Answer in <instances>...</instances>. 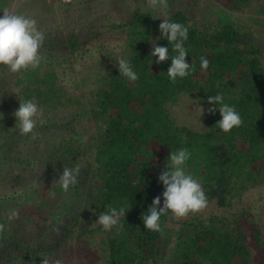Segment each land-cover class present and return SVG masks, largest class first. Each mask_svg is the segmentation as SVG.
Segmentation results:
<instances>
[{
    "label": "trees",
    "instance_id": "trees-1",
    "mask_svg": "<svg viewBox=\"0 0 264 264\" xmlns=\"http://www.w3.org/2000/svg\"><path fill=\"white\" fill-rule=\"evenodd\" d=\"M185 1L169 0L166 12L136 7L124 20L102 25L99 33L108 32L114 43L80 66L79 93L64 84L52 59L15 73L12 88L2 75L8 68L0 65V169L23 165L0 171L7 185L0 195L6 198L0 264H43L42 258L48 264H264L258 260L264 228L249 204H239L244 190L264 183V45L258 42L264 0ZM7 3L0 0V15ZM163 19L188 28L186 62L195 71L175 83L166 74L171 60L157 64L150 55L155 45L175 55L166 39H158ZM92 38L81 44L71 36L63 43L64 60L79 63L77 46L85 56ZM201 57L209 61L207 70L200 68ZM121 58L138 74L136 81L120 75ZM216 94L239 112L241 126L225 133L215 125L221 117L218 109L207 112L214 106L207 98ZM23 100L45 115L71 111L63 125L68 132L61 129L47 146L35 140L27 147L36 171L14 154L21 146L13 112ZM58 125L47 124L49 137ZM181 148L191 153L185 171L202 185L207 207L184 218L165 214L163 234L147 230L141 217L158 195L163 206L158 176L170 152ZM77 165V183L62 190L56 180L63 167ZM56 197L67 201L53 209ZM121 207L122 227L104 231L95 223L103 211Z\"/></svg>",
    "mask_w": 264,
    "mask_h": 264
},
{
    "label": "clouds",
    "instance_id": "clouds-1",
    "mask_svg": "<svg viewBox=\"0 0 264 264\" xmlns=\"http://www.w3.org/2000/svg\"><path fill=\"white\" fill-rule=\"evenodd\" d=\"M146 4L152 9L167 8V0H146ZM2 13L3 15H0V65L6 66L11 73L37 68L43 59L40 48L43 44L44 33L39 29L36 19L10 12L7 9ZM159 32L158 39H166L168 45H172L175 55L170 57L169 47L157 45L152 47L150 55L158 58L157 64L171 60L166 74L169 80L175 83L177 78L187 77L190 70L195 71V66L186 62L188 54L184 42L188 38V28L179 22L163 19L159 24ZM208 66L209 61L201 57L200 68L207 70ZM117 67L120 75L129 81H136L139 78L128 60L119 59ZM207 102L214 105L207 109L209 114L215 113L217 109L219 111L221 119L215 125L221 131L227 133L234 127L241 126L243 121L239 112L234 106L224 103L222 94L209 96ZM199 109L201 116L204 110L201 107ZM41 114L42 109H39L32 100L19 101V106L13 112V116L16 118L15 127H18L20 135L32 134L35 138L34 129ZM190 155L191 153L186 148L170 152L167 158L169 163L165 164V170L158 176V181L164 188L163 206L158 207L161 204V196L158 195L152 200L147 214L141 217L144 228L147 230L163 234L160 219L165 214L171 212L177 218H184L189 213H196L207 207L208 201L202 185L185 171ZM79 173V165L74 168L63 167L62 174L56 181L62 190L67 191L70 186L77 183ZM125 213L126 210L123 207L111 208L100 213L95 223L102 226L104 231H110L117 225L122 227L120 221L121 218L124 219ZM16 215L15 212L12 213V217ZM3 230L4 226L0 224V232ZM42 259L43 264H48L46 258Z\"/></svg>",
    "mask_w": 264,
    "mask_h": 264
},
{
    "label": "rangeland",
    "instance_id": "rangeland-1",
    "mask_svg": "<svg viewBox=\"0 0 264 264\" xmlns=\"http://www.w3.org/2000/svg\"><path fill=\"white\" fill-rule=\"evenodd\" d=\"M181 1L183 2L185 0ZM167 2L169 3V0ZM136 7L160 12H166L167 10V8L162 7L152 9L147 6L146 0H8L5 9L36 19L39 29L44 33L43 44L40 48V54L43 57L42 60L52 59L53 61L59 62L55 65V69L62 77L64 84L69 89L79 93L81 85L77 87V81L81 75L80 66L93 61L95 57L90 56L91 54H102L114 43L108 32L99 33L101 26L110 20H124L130 10ZM73 35L81 40V44L85 43L90 37L93 38L88 43V48L84 51L85 56L80 57L79 54L83 52L81 51L82 46H77L76 52H78L79 60L77 62L79 63H73L70 66V63L64 60L68 50L63 43ZM258 42L264 45V37H258ZM14 74L9 70H5L2 73L10 88L13 86ZM70 113L71 111L68 109L54 110L46 115L42 111V114L37 120L36 128L34 129L36 134L35 138H33L32 134L14 136L15 139L20 140L19 144L21 146L18 151H14V154H21L26 159V163L25 161L23 163H25L27 169L33 168L36 171L39 168L37 159L31 153L27 152V147L36 141L42 147L47 146L48 142L58 140L61 135V129H63L62 132H68L65 129L66 126L63 125L66 119L70 118ZM13 120L16 121L15 118ZM50 122H57L59 125L52 126V130L49 131L53 132V134L49 137L47 135L48 130L44 129H48L47 124ZM71 124H74V121H71ZM39 125H41V128H37ZM67 129L72 130L68 126ZM22 166L13 168L8 165H3L0 171L9 174L12 170L21 169ZM6 186L0 181V195L6 191ZM5 200L6 198L0 196V212L5 204ZM64 201H67L66 198L56 197L54 202L55 207L53 209H56ZM239 204H249V209L253 211L259 225L264 228V183H254L244 190ZM258 260L261 263L264 262V255L259 256ZM15 263L42 264L39 260L26 259L16 260Z\"/></svg>",
    "mask_w": 264,
    "mask_h": 264
}]
</instances>
